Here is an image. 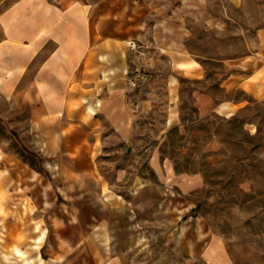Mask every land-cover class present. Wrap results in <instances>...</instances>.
I'll return each instance as SVG.
<instances>
[{
  "label": "rangeland",
  "instance_id": "rangeland-1",
  "mask_svg": "<svg viewBox=\"0 0 264 264\" xmlns=\"http://www.w3.org/2000/svg\"><path fill=\"white\" fill-rule=\"evenodd\" d=\"M48 1L104 104L0 91V264H264V0Z\"/></svg>",
  "mask_w": 264,
  "mask_h": 264
},
{
  "label": "crops",
  "instance_id": "crops-1",
  "mask_svg": "<svg viewBox=\"0 0 264 264\" xmlns=\"http://www.w3.org/2000/svg\"><path fill=\"white\" fill-rule=\"evenodd\" d=\"M0 30V91L4 96L17 89L25 91L28 82L48 112L69 113L78 106L77 111L90 116L101 110L94 101L104 104L103 97L82 91L99 77L84 4L14 0L0 10ZM231 83L245 86L246 80L232 77Z\"/></svg>",
  "mask_w": 264,
  "mask_h": 264
},
{
  "label": "built area",
  "instance_id": "built-area-1",
  "mask_svg": "<svg viewBox=\"0 0 264 264\" xmlns=\"http://www.w3.org/2000/svg\"><path fill=\"white\" fill-rule=\"evenodd\" d=\"M130 44L132 47L135 45L134 41H131Z\"/></svg>",
  "mask_w": 264,
  "mask_h": 264
}]
</instances>
